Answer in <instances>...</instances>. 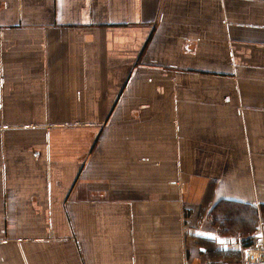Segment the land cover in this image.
<instances>
[{"label":"crops","instance_id":"obj_1","mask_svg":"<svg viewBox=\"0 0 264 264\" xmlns=\"http://www.w3.org/2000/svg\"><path fill=\"white\" fill-rule=\"evenodd\" d=\"M260 234L264 0H0V264H239Z\"/></svg>","mask_w":264,"mask_h":264},{"label":"trees","instance_id":"obj_2","mask_svg":"<svg viewBox=\"0 0 264 264\" xmlns=\"http://www.w3.org/2000/svg\"><path fill=\"white\" fill-rule=\"evenodd\" d=\"M209 215L215 225L223 229L222 232L254 234L258 227L256 212L247 206L220 201L210 210Z\"/></svg>","mask_w":264,"mask_h":264},{"label":"built area","instance_id":"obj_3","mask_svg":"<svg viewBox=\"0 0 264 264\" xmlns=\"http://www.w3.org/2000/svg\"><path fill=\"white\" fill-rule=\"evenodd\" d=\"M255 240L254 245L244 249V260L248 263L259 262V264H264V235H257Z\"/></svg>","mask_w":264,"mask_h":264},{"label":"rangeland","instance_id":"obj_4","mask_svg":"<svg viewBox=\"0 0 264 264\" xmlns=\"http://www.w3.org/2000/svg\"><path fill=\"white\" fill-rule=\"evenodd\" d=\"M209 219H210V221H211V225H212V226H214L215 228H218V229L220 230V232L223 231V229L220 228V226L213 224L211 216H209ZM258 224H259V220H258ZM260 224H261V223H260ZM237 232L242 233L241 231H235V232H233V234H234V233H237ZM222 233H227V232H222ZM230 234H231V233H230ZM244 235H246V234H244ZM247 235H249V234H247ZM237 263H239V264H259V262L248 263L247 261L245 262L244 259L238 261Z\"/></svg>","mask_w":264,"mask_h":264}]
</instances>
